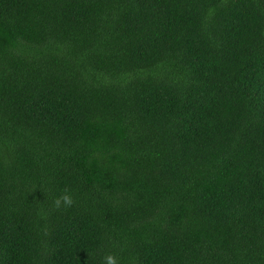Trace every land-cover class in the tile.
<instances>
[{
  "label": "trees",
  "instance_id": "trees-1",
  "mask_svg": "<svg viewBox=\"0 0 264 264\" xmlns=\"http://www.w3.org/2000/svg\"><path fill=\"white\" fill-rule=\"evenodd\" d=\"M109 253L264 264V0H0V264Z\"/></svg>",
  "mask_w": 264,
  "mask_h": 264
},
{
  "label": "clouds",
  "instance_id": "clouds-1",
  "mask_svg": "<svg viewBox=\"0 0 264 264\" xmlns=\"http://www.w3.org/2000/svg\"><path fill=\"white\" fill-rule=\"evenodd\" d=\"M75 203L69 190L65 189L60 196L53 201V206L57 209L70 208ZM104 264H119L118 257L114 253H109L104 257Z\"/></svg>",
  "mask_w": 264,
  "mask_h": 264
}]
</instances>
